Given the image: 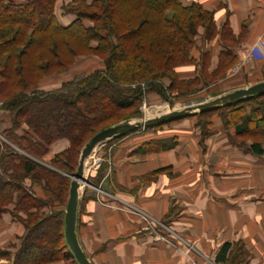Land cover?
Here are the masks:
<instances>
[{
    "label": "trees",
    "instance_id": "16d2710c",
    "mask_svg": "<svg viewBox=\"0 0 264 264\" xmlns=\"http://www.w3.org/2000/svg\"><path fill=\"white\" fill-rule=\"evenodd\" d=\"M57 1L0 0V110L12 124L2 132L7 141L0 142V224L3 215L10 212L25 229L18 242L0 249V261L13 258V264H78L65 240L64 216L71 184L66 174L76 173L83 146L99 131L139 116L136 111L132 116L117 117L139 106L147 95L156 93L166 99L175 91L176 97L195 94L202 83L209 86L226 78L236 63V56L228 49L220 53V63L212 72L208 70L209 52L200 54L202 64L194 57L200 27L205 28L206 37L220 38L221 44L237 41L229 22L219 30L215 12L199 3L73 0L64 11L75 20L64 26L56 15ZM89 55L99 56L103 68L54 91L38 89L44 78ZM190 65L199 66L198 75L180 79L177 69ZM100 92L109 95L112 108L99 114L101 103L97 100L89 108L83 98ZM63 103L85 118L74 132L41 124L43 110L54 111ZM215 116L231 133L235 145L253 155H264V94L191 115L205 118L203 128L208 133L202 135V144L211 133ZM163 125L147 127L143 133ZM62 139L70 146L47 162L50 147ZM157 144L148 146L155 149ZM170 170L160 169L153 175ZM232 247L225 244L217 261H238L243 254L241 246L235 245V252L226 258Z\"/></svg>",
    "mask_w": 264,
    "mask_h": 264
},
{
    "label": "crops",
    "instance_id": "0c3cea01",
    "mask_svg": "<svg viewBox=\"0 0 264 264\" xmlns=\"http://www.w3.org/2000/svg\"><path fill=\"white\" fill-rule=\"evenodd\" d=\"M181 2H196L215 12L219 30L229 22L240 42L235 50L239 61L256 53L247 59L244 72L218 82L264 81V0ZM57 9L64 26L74 20ZM222 46L218 37L202 45L210 53L211 71L219 65ZM199 56L197 49L198 61ZM198 73V65L177 69L180 79ZM212 121L203 144L193 123L176 122L166 131L129 135L98 149L97 155H105V160L86 174L98 186L82 192L77 224L80 244L93 264H227L217 261L227 243L233 247L226 258L235 245L243 248L241 258L232 264H264V155L235 145L221 119L215 116ZM152 142L160 147L148 146ZM69 145L67 140L55 142L45 160ZM164 168L171 170L153 175ZM162 228L169 233L164 235ZM24 233L20 222L5 215L0 249L18 242ZM181 238L191 250L181 248ZM0 264H13V258Z\"/></svg>",
    "mask_w": 264,
    "mask_h": 264
},
{
    "label": "rangeland",
    "instance_id": "374dc122",
    "mask_svg": "<svg viewBox=\"0 0 264 264\" xmlns=\"http://www.w3.org/2000/svg\"><path fill=\"white\" fill-rule=\"evenodd\" d=\"M59 2H60V0L57 1L56 5H55V10H56V8H58L57 9L58 13L60 11L61 12L63 11L65 13L64 9L70 3H68V4L60 3L59 4ZM58 15H57V17L59 19ZM66 15H71V14H66ZM72 16L74 17V20H75V16L74 15H72ZM73 21L71 23H73ZM59 22L61 23L60 19H59ZM69 25H67V26H69ZM86 25L90 26L91 23L86 21ZM214 39L215 38L210 39V38L206 37L205 28L204 27H200L199 35L197 37V47L199 49L200 54L204 53V52H207L206 49L203 48L204 44H206L207 42L212 41ZM239 44H240V42L238 40L235 41V43L234 42L225 41V43L222 44L223 45L222 46L223 50H227V49L231 50L233 55L236 56V63L227 72V76L226 77L233 76V75L237 76L241 71L244 72V67L246 65V62L249 61L247 59L253 58V55L256 54L255 51H254L253 55H252V52H249L248 54H245L246 57H245L244 60L239 61V59L237 57V53L235 51L236 48L239 46ZM202 45H203V47H202ZM103 63H104L103 60L99 56H96V55L80 56V57H78V59L75 61V63L71 67L66 68L65 70L61 69L62 71H57L58 72L57 75H51V76H48V77L44 78L39 83L38 89L41 90V91H46V92L60 89L66 83L74 80L77 77L89 75V74H91L92 72H94L96 70L102 69L103 68ZM218 63H220V59L218 60ZM199 64H202V61L199 60ZM216 68L213 69L212 71L216 70ZM208 70H209V72H212L210 70V68ZM232 79L233 78H230L229 79L230 81H228L226 84H224L222 82H216L215 81V82H210L211 84L208 86V83L207 84L202 83L199 86V88H198V92H196L195 94L189 95V96L176 97V95L178 93L175 91V93L169 94L168 95L169 97H167L165 99V98H162L161 96H159L156 93H151V94L147 95V97L144 99V101L139 106L133 107L132 109H130L128 111H124L117 117L121 118V117L129 116V115L132 116L136 111H139V113H140L139 116H134V117H132L130 119H135V120L144 119V118L148 119V118H152V117H155V116H159L161 114H167V113H169V112H171L173 110H182L183 108H185L188 105H191L192 103L197 104V103H200V102L209 101V100L214 99L217 96H220L222 94L237 90V89H239L241 87L245 88V86H250V85L254 84L252 82L251 83L237 82L238 80L234 81ZM135 86H133V87L135 88ZM97 100L99 101V104L101 103V105H99V107L97 108V112L96 113L100 114L105 109L112 108V104H111L112 101H110L109 95L108 96H104L103 92H100V93H98L96 95L95 94H91V95L85 96L83 98V101L85 102L86 106L89 107V108H91L93 106V104ZM2 101H4V100H2ZM96 105L98 106L97 103H96ZM1 107H3V103H0V108ZM205 113H207V112H205ZM41 114H42V122H41L42 125L48 126V127H53L56 130H61L62 129V130H66V131H69V132H71V131L74 132V130L77 129L78 124L82 125L81 122L83 123V119H85L80 114L79 111L74 109V107H72L68 103H63L61 105H58L54 111L50 110V108L45 109V110H43V112ZM54 115L56 116L57 119L54 117ZM123 121H125V120H123ZM111 122H113V121L111 120ZM176 122H178L177 124H180V122H191V123H193L195 128H196V130L199 132V134L201 136V140H202V135L205 133L204 128H203L204 127V123H205V118L199 119L198 117H190V116H188V118H184V119H181V120H177V121H173V122H170V123H166L163 126L159 127V129L157 128V130L150 131L148 133H154L155 131L156 132L157 131H162V132L166 131V130H164V128H166L168 126H171V124H174ZM109 123H107V124H109ZM116 124H118V123H116ZM200 124H202V126ZM11 126H12V124H11L10 117L7 115V113L5 111H2V109H1L0 110V142L4 143V142L7 141L4 138V136L2 135V132H4L5 130L10 129ZM143 131H144L143 129H141V131L137 130V132H134V133L132 132L129 135H135V134H138V133L140 134V133H143ZM207 133H205V135ZM129 135H127V136H129ZM124 137H126V136H124ZM124 137H122V138H124ZM207 137H209V135ZM122 138H118V139H122ZM62 140H67V139H62ZM69 144H70V142H69ZM97 151H98V149L91 155V157L93 155L97 154ZM80 156H81V153H80ZM80 156H79V159H80ZM91 157L89 158V163H90ZM102 159H103V161L105 160V155H104V157ZM89 163H88V166H87V173L90 172ZM66 176L71 180L70 176H73V175L66 174ZM85 188H87V187H83L82 188V192L85 190ZM69 190H70V188H69ZM68 199H69V191H68V197H67V201H66V207H67ZM11 209H12V206L9 208V210H11ZM5 215H11V214H10V212L6 213V214L3 215V217ZM162 230H163L164 235H167L169 233V232H167L166 228H164V229L162 228ZM180 243H181L180 246H181V248H183L184 251H186L187 248L189 250H191V247L188 245V242H187V240L185 238H181Z\"/></svg>",
    "mask_w": 264,
    "mask_h": 264
},
{
    "label": "water",
    "instance_id": "95a60500",
    "mask_svg": "<svg viewBox=\"0 0 264 264\" xmlns=\"http://www.w3.org/2000/svg\"><path fill=\"white\" fill-rule=\"evenodd\" d=\"M264 94V81L239 88L237 90L222 94L209 101L192 103L182 110H173L167 114L160 115L154 118L144 119H128L118 124L110 126L92 137L81 151L78 168L76 173L71 178L69 199L65 210V240L71 253L73 254L78 264H93L84 252L77 233L78 211L82 196L83 187H93L85 174V166L91 155L101 146L111 140L122 138L130 133L145 129L150 126L163 125L179 119L187 118L188 116L205 113L220 109L235 102L246 98H251Z\"/></svg>",
    "mask_w": 264,
    "mask_h": 264
},
{
    "label": "built area",
    "instance_id": "2783aa9c",
    "mask_svg": "<svg viewBox=\"0 0 264 264\" xmlns=\"http://www.w3.org/2000/svg\"><path fill=\"white\" fill-rule=\"evenodd\" d=\"M102 162H103V159L100 158V156H98L97 154L93 155L90 159L89 170L91 171V170L99 168Z\"/></svg>",
    "mask_w": 264,
    "mask_h": 264
},
{
    "label": "bare ground",
    "instance_id": "6f19581e",
    "mask_svg": "<svg viewBox=\"0 0 264 264\" xmlns=\"http://www.w3.org/2000/svg\"><path fill=\"white\" fill-rule=\"evenodd\" d=\"M163 113V112H162ZM161 115H163V114H161ZM160 116V115H159ZM155 117H158V116H155ZM152 118H154V117H152ZM88 163H89V161H87V163H86V166H85V174L87 173V166H88Z\"/></svg>",
    "mask_w": 264,
    "mask_h": 264
}]
</instances>
